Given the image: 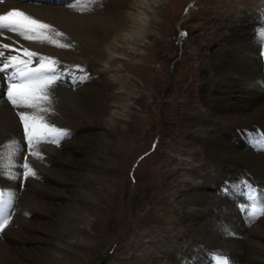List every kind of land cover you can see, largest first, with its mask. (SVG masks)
Returning a JSON list of instances; mask_svg holds the SVG:
<instances>
[{
    "label": "bare ground",
    "instance_id": "6f19581e",
    "mask_svg": "<svg viewBox=\"0 0 264 264\" xmlns=\"http://www.w3.org/2000/svg\"><path fill=\"white\" fill-rule=\"evenodd\" d=\"M156 2L100 0L99 6H92V11L85 13L65 6L72 0L0 2V13L21 9L65 32L79 51L34 44L8 33L13 40L69 64L86 65L92 74L90 81L73 91L68 90L67 84L60 87L56 114L46 119L57 128L70 130L71 135L59 148L45 146L46 164L38 168L39 179H30L21 189L19 181L0 178V189L12 190L18 197L13 226L0 235V264H44L41 254L49 249L55 253L56 264L61 259L63 264H87L90 246L99 234L92 226L100 218L98 195L89 196V190L97 191L89 188V168L91 173L107 170L115 181L119 174L114 165L110 167L106 162L109 155L112 160L118 157L117 149L103 142L105 147L95 148L89 142L93 135H107L113 130L105 119L113 116L117 104L124 100L123 87L115 81V74L122 73L124 65L125 54L119 45L130 43L132 37L143 32L148 10ZM199 2L193 0L194 5ZM224 31L222 25L216 27L218 37L207 44L208 59L202 63L199 74L201 83L196 97L199 108L207 113L191 122L192 127L203 132L197 140L204 159L221 176L206 178L198 184L191 182L179 193L178 222L187 232L188 244L156 243L153 257L139 264H213L220 255L229 256L233 264H264V217L249 226L247 217L237 207L251 204L243 190L230 191L227 196L222 191L225 185L247 179L264 192V151L249 143L251 136L264 133V0L258 8L244 10L228 33ZM9 117L7 111L0 115V145H7L11 138L23 144L19 129L9 122ZM126 135L118 132L115 137L131 149L134 142ZM9 151L0 146L5 157ZM105 156L102 164L101 158ZM69 207L72 212L78 208L77 216L74 211L72 231L60 235L57 227ZM107 223L111 224L110 218H106ZM110 259L103 254L98 261L108 264Z\"/></svg>",
    "mask_w": 264,
    "mask_h": 264
},
{
    "label": "rangeland",
    "instance_id": "374dc122",
    "mask_svg": "<svg viewBox=\"0 0 264 264\" xmlns=\"http://www.w3.org/2000/svg\"><path fill=\"white\" fill-rule=\"evenodd\" d=\"M259 4L262 0H200L195 5L193 0H158L148 10L143 32L119 45L125 56L115 81L123 87L124 100L105 119L113 130L107 135L97 133L89 142L91 147L103 148V142L117 149V158L106 159V155L101 163L106 159L119 174L115 181L107 170L91 173L89 168V188L97 190H89V196L98 195L100 218L92 226L99 234L90 246L87 264H95L103 254L111 257L108 264H139L153 257L156 243L188 244L187 232L178 222L179 193L191 182L221 176L201 152L197 139L203 132L191 125L195 117L207 113L196 97L201 66L208 59V45L218 37L216 27L222 25L228 33L244 10ZM118 132L133 140L131 149L115 137ZM108 188L113 196L109 197ZM72 210L69 207L61 217L60 235L72 231L78 208L75 216ZM54 254L43 251L44 264L57 261ZM221 257L229 256H216L212 263Z\"/></svg>",
    "mask_w": 264,
    "mask_h": 264
},
{
    "label": "snow or ice",
    "instance_id": "6c2138e0",
    "mask_svg": "<svg viewBox=\"0 0 264 264\" xmlns=\"http://www.w3.org/2000/svg\"><path fill=\"white\" fill-rule=\"evenodd\" d=\"M94 5L99 6L100 0H72L65 6L85 13L92 11ZM8 33L34 44L57 49L78 52L79 48L74 40L68 41L65 32L21 9L12 8L0 13V82L3 84L0 89V115L4 111L10 113L9 122L19 129L24 141L21 144L19 140L11 138L7 145H0L10 149L7 157L0 153V178L19 181L22 189L30 179H39L38 168L46 164L45 146L59 148L71 135L70 130L57 128L46 119L56 114L60 87L67 84L68 90L73 91L80 84L90 81L92 74L86 65L69 64L57 56L25 47ZM180 35L186 36L187 33ZM5 39L11 42L5 43ZM249 143L255 149L264 151V133L251 136ZM22 152L23 156L20 155ZM233 190H243L251 201L250 205H237L247 217L249 226L264 217V192L258 194V189L247 179L235 185H225L222 189L226 196ZM17 200V194L12 190L0 189V235L6 234V230L13 226ZM217 264H229V260L221 257Z\"/></svg>",
    "mask_w": 264,
    "mask_h": 264
}]
</instances>
